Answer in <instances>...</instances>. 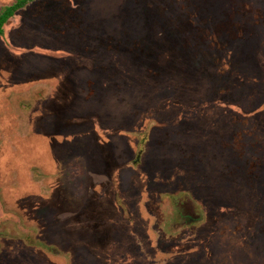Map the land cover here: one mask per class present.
Listing matches in <instances>:
<instances>
[{"label":"rangeland","instance_id":"1","mask_svg":"<svg viewBox=\"0 0 264 264\" xmlns=\"http://www.w3.org/2000/svg\"><path fill=\"white\" fill-rule=\"evenodd\" d=\"M2 28L0 264H264V0H31Z\"/></svg>","mask_w":264,"mask_h":264},{"label":"trees","instance_id":"2","mask_svg":"<svg viewBox=\"0 0 264 264\" xmlns=\"http://www.w3.org/2000/svg\"><path fill=\"white\" fill-rule=\"evenodd\" d=\"M29 1L31 0H14L12 3L0 8V35L2 34V27L6 20L14 13V11L23 7Z\"/></svg>","mask_w":264,"mask_h":264},{"label":"crops","instance_id":"3","mask_svg":"<svg viewBox=\"0 0 264 264\" xmlns=\"http://www.w3.org/2000/svg\"><path fill=\"white\" fill-rule=\"evenodd\" d=\"M27 3H28V2H27ZM27 3H26V4H27ZM26 4H25V5H26ZM25 5H24V6H25ZM14 13H15V12H14ZM14 13H13V14H14ZM13 14H12V15H13ZM12 15H11V16H12ZM11 16H10V17H11ZM10 17H9V18H10ZM2 32H3V31H2ZM0 36H1V35H0Z\"/></svg>","mask_w":264,"mask_h":264},{"label":"flooded vegetation","instance_id":"4","mask_svg":"<svg viewBox=\"0 0 264 264\" xmlns=\"http://www.w3.org/2000/svg\"><path fill=\"white\" fill-rule=\"evenodd\" d=\"M15 12V11H14Z\"/></svg>","mask_w":264,"mask_h":264}]
</instances>
